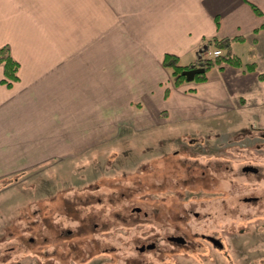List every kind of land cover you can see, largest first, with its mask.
Masks as SVG:
<instances>
[{
	"label": "crops",
	"instance_id": "crops-1",
	"mask_svg": "<svg viewBox=\"0 0 264 264\" xmlns=\"http://www.w3.org/2000/svg\"><path fill=\"white\" fill-rule=\"evenodd\" d=\"M263 21L264 0H0V47L19 64L10 86L0 66V182L107 141L120 124L264 115ZM235 37L242 65L213 67L203 82L175 86L162 64L167 53L193 64L215 40ZM109 112L120 116L112 128Z\"/></svg>",
	"mask_w": 264,
	"mask_h": 264
},
{
	"label": "rangeland",
	"instance_id": "rangeland-1",
	"mask_svg": "<svg viewBox=\"0 0 264 264\" xmlns=\"http://www.w3.org/2000/svg\"><path fill=\"white\" fill-rule=\"evenodd\" d=\"M262 111L164 124L150 112V128L117 125L107 141L1 181L0 264H264Z\"/></svg>",
	"mask_w": 264,
	"mask_h": 264
},
{
	"label": "trees",
	"instance_id": "trees-1",
	"mask_svg": "<svg viewBox=\"0 0 264 264\" xmlns=\"http://www.w3.org/2000/svg\"><path fill=\"white\" fill-rule=\"evenodd\" d=\"M252 9L257 15H261V11L251 4ZM264 29V21L260 25L258 29ZM235 40H242V37H235V38H224L221 40L214 41L215 49L221 50L222 54L213 58L204 57L200 58L193 64L190 65H180L179 58L173 54H165L163 57L162 64L165 68L171 70V74L173 76V84L175 86H179L183 84L186 80L185 77L182 75L184 70L190 68L201 67L204 69V72L195 75L193 81L194 82H203L206 80V73L213 67H221L223 64L227 63L231 66L239 67L241 66V61L238 57L233 55L231 50V43ZM0 66L3 68L4 78L1 82L5 83L7 86H10L14 81L18 80V62L11 56L9 47L7 45L0 47ZM248 70L254 71L255 70V63H249L246 65ZM259 80H264V73L258 75ZM168 90L165 91V96H167Z\"/></svg>",
	"mask_w": 264,
	"mask_h": 264
},
{
	"label": "water",
	"instance_id": "water-1",
	"mask_svg": "<svg viewBox=\"0 0 264 264\" xmlns=\"http://www.w3.org/2000/svg\"><path fill=\"white\" fill-rule=\"evenodd\" d=\"M202 72H204V69L203 68H201V67H196V68H190V69H187V70H184L183 72H182V75L185 77V80L187 81V82H190V81H193V79H194V77H195V75H197V74H200V73H202ZM257 167H255V166H244V167H242V172H251V173H256L257 172ZM256 198H253V197H251V198H245L244 199V201H246V202H249V201H251V200H255ZM137 210H139V209H137ZM209 239L218 247V248H221L222 247V244H221V242L219 241V240H217V239H215V238H213V237H209ZM180 240V239H179ZM180 241H182V240H180ZM145 247L147 248V249H152L153 247H154V244H149V245H147V246H141V247H139L138 248V250L139 251H143L144 249H145Z\"/></svg>",
	"mask_w": 264,
	"mask_h": 264
},
{
	"label": "flooded vegetation",
	"instance_id": "flooded-vegetation-1",
	"mask_svg": "<svg viewBox=\"0 0 264 264\" xmlns=\"http://www.w3.org/2000/svg\"><path fill=\"white\" fill-rule=\"evenodd\" d=\"M246 166H252V165H246ZM244 167V166H243ZM258 169V168H257ZM257 172H258V170H257ZM256 172V173H257ZM248 173V172H247ZM251 173V172H250ZM255 173V174H256ZM253 198H255V197H253ZM256 200V199H255ZM196 214V213H195ZM209 237H213V238H215V239H217V240H219L218 238H216V237H214V236H210V235H203L202 236V238H204V239H206V241H208L209 243H211L214 247H217L210 239H209ZM182 240V241H180V240ZM166 240L169 242V243H173V244H176V245H184V244H186V239L183 237V236H181V235H168V236H166ZM220 241V240H219ZM221 242V241H220ZM149 244H154V247L152 248V249H154L155 247H156V244H155V242L153 241V242H151V243H149ZM149 244H144V245H141V246H147V245H149ZM222 244V243H221ZM223 246V245H222ZM137 248H139V247H137ZM145 250H150V249H147L146 247H145V249L143 250V251H145ZM143 251H141V252H143Z\"/></svg>",
	"mask_w": 264,
	"mask_h": 264
},
{
	"label": "built area",
	"instance_id": "built-area-1",
	"mask_svg": "<svg viewBox=\"0 0 264 264\" xmlns=\"http://www.w3.org/2000/svg\"><path fill=\"white\" fill-rule=\"evenodd\" d=\"M222 54V51L221 50H218V49H215V50H212V51H206L205 54H204V57H216V56H219Z\"/></svg>",
	"mask_w": 264,
	"mask_h": 264
}]
</instances>
